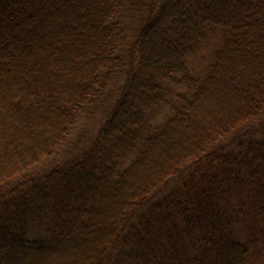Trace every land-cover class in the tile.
Masks as SVG:
<instances>
[{
	"label": "trees",
	"instance_id": "16d2710c",
	"mask_svg": "<svg viewBox=\"0 0 264 264\" xmlns=\"http://www.w3.org/2000/svg\"><path fill=\"white\" fill-rule=\"evenodd\" d=\"M122 5L0 0V264L259 259L264 135L217 141L264 115V0H157L126 58ZM209 28L221 44L194 77L185 57ZM126 59L85 147L47 164ZM168 83L187 92L151 127Z\"/></svg>",
	"mask_w": 264,
	"mask_h": 264
},
{
	"label": "rangeland",
	"instance_id": "374dc122",
	"mask_svg": "<svg viewBox=\"0 0 264 264\" xmlns=\"http://www.w3.org/2000/svg\"><path fill=\"white\" fill-rule=\"evenodd\" d=\"M156 2L157 0H123L120 23L124 27V32L126 34V45L124 50L118 52L121 53V57L126 58V55H128L129 43L136 33V29L141 23V16L144 15V13L146 14L150 4ZM220 44V30L217 28H209L206 33L205 40L201 42L193 52L189 53L185 57L188 72L194 77H203L206 75L208 67L213 60L214 51L220 47ZM127 62L128 61L126 59V63H124V66L122 67V71L117 73L112 79L104 97H102V99L98 102L87 105L85 109L77 116L75 125L66 142L57 149L56 154H54L52 157L53 159L50 158V161H48L47 164H54L60 161L62 162L67 157L80 152L81 148L85 147L95 132L98 123L103 118L105 111L111 106L112 102L119 94V87L123 83L122 81L126 73V67L128 68ZM167 85L169 91V95L167 96L166 100L167 102L161 103L151 111L149 121L151 127H156L160 125L166 118L171 117V106L176 107L178 105L175 97L176 94H183L187 92L185 86L176 85L174 83H168ZM200 127L201 126H199V129ZM239 127L243 130L238 131L237 134L235 133L233 136L230 135L228 137L219 139L217 144L221 142H228L229 144L230 142H234L236 140H243V142H247L260 139L264 135V115L250 120L247 123H242L237 128ZM243 228L244 223L241 224L239 229ZM248 231L251 230L249 229ZM33 235H35L34 230H29L28 236L32 237ZM253 235H255L254 231ZM243 238H245V236H241V240H244ZM253 250L257 253L260 249ZM245 264H264V256H261L259 259L255 257L250 258Z\"/></svg>",
	"mask_w": 264,
	"mask_h": 264
}]
</instances>
